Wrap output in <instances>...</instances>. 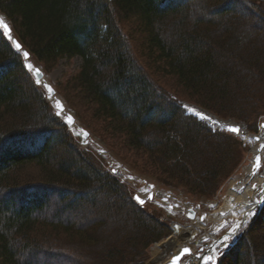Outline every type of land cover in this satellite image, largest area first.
<instances>
[{"label":"trees","instance_id":"obj_1","mask_svg":"<svg viewBox=\"0 0 264 264\" xmlns=\"http://www.w3.org/2000/svg\"><path fill=\"white\" fill-rule=\"evenodd\" d=\"M0 13L44 70L80 57L56 90L135 173L210 197L240 163L239 139L182 101L264 114V0H0ZM159 217L79 146L0 27V264H93L95 245L103 264H136L170 231ZM216 264H264V204Z\"/></svg>","mask_w":264,"mask_h":264},{"label":"rangeland","instance_id":"obj_2","mask_svg":"<svg viewBox=\"0 0 264 264\" xmlns=\"http://www.w3.org/2000/svg\"><path fill=\"white\" fill-rule=\"evenodd\" d=\"M0 16H2L3 19L7 21L3 14L0 13ZM27 63H30L33 66H38L43 71L46 81L53 86L60 100L63 102L65 109L67 111H70L71 114L73 115L76 122V125L73 126H70L69 124L65 123L63 115H60L58 117L63 119L64 123L67 125L70 133L72 134L76 142L79 144V146L85 149L89 153L91 159L101 169L107 171L111 170L114 174H116L122 182H125L129 186V189L131 190V194L133 197L135 195H138L145 201V203L141 206L147 207L148 211L150 212L157 213V215L160 216L159 219L162 222H165L169 226L170 231H167V233L162 238H160L155 243L151 244L144 252L145 258L143 260L137 261L136 264H163L166 260L169 259L172 251L168 253H164V256L162 258H158V256L154 254L153 249L156 245L165 241L171 235H175L173 231V224L175 223L184 226L186 240L188 241V243L194 244L196 241L199 242L195 245V248L193 250V252H197V253L199 252L198 250L200 247H202V249H205L207 248V244L212 243L214 239L220 238L224 234L228 233L229 226L233 225L234 223L233 220H228L227 223H224L223 224L225 226L224 228H221V226L213 227L208 220V215L213 213L222 204L223 197L227 191L231 179H233L234 177H241L245 175L244 168L251 163V159L253 156V154L251 153V144L249 141H245L241 136H236L239 139V143H240L239 147H237L238 151H241L240 163L233 171V173L220 184V186L218 187L217 191L213 194V196L199 197L198 195L189 193L184 187L181 186L173 187L166 185L165 183H162L154 176V174H150L148 172H145V174L142 175L139 173L138 174L135 173V171H133L134 169L132 165L129 164L130 162L128 159L126 160L129 163L125 159H123L122 156L115 149H110L109 147H107L106 144L96 136L97 134L92 132V130L86 126L84 121L76 116L74 111L66 103L64 97L56 90V86H58L60 83L65 82L73 74L77 72L81 64L80 57L78 56H74L72 58L63 57L59 59L49 71L44 70L41 64L37 62V60L32 56H30L28 60H24V66ZM30 73L33 76L32 72ZM40 85H42L43 87L42 83ZM45 95H46V100L50 103L52 107V110L54 111V113H56L57 109L54 106V101L48 98L46 90H45ZM186 103L198 106L191 102L182 101V106L184 107V109H185L184 104ZM198 107L204 109L200 106ZM204 110L207 111L206 109ZM208 112L213 115H216L210 111ZM225 119H229L235 123H244L245 128L246 130H248L249 133L257 134L260 129L259 127L260 123L264 122V114L259 115L258 119L256 120L255 119L250 120L249 123L231 117ZM201 121L207 123L205 120H201ZM79 126L88 132L87 137L85 138L82 137V135L80 134L81 130H79ZM210 127L212 128V130H219L217 127L214 126H210ZM219 131H225V130H219ZM126 152H128L127 154L130 156L131 160L139 164L138 163L139 161L133 156V153L129 151ZM262 166H264V160L262 162L260 170H262ZM150 184L153 185V188H150ZM149 192L152 193V199H148ZM80 206L82 207L83 205ZM188 207H191L196 211V218L193 220L187 217ZM259 208L260 207L256 205L253 216L250 219H248L245 222V224L238 229L236 234L230 236L228 244L223 248V250L220 251L218 257L216 258V262L224 254V252L230 247V244H233L242 235L244 230L249 225L250 221H252L254 217L258 214ZM77 211L78 209L75 210V212L73 213L77 214L79 212ZM201 214L205 215L204 219L202 220H200L199 218ZM106 230H108L107 231L108 234L111 232V230L109 229ZM184 241L178 238V244L183 245ZM88 247L91 246L89 245ZM139 247L140 245L135 246L136 249L142 252V248ZM102 248L103 245H100V247L95 245L93 249L89 250L92 256L95 257L93 264H103L100 251H98ZM186 257H183L182 260L185 259ZM84 264L86 263L84 262ZM104 264H109V263L106 262Z\"/></svg>","mask_w":264,"mask_h":264},{"label":"bare ground","instance_id":"obj_3","mask_svg":"<svg viewBox=\"0 0 264 264\" xmlns=\"http://www.w3.org/2000/svg\"><path fill=\"white\" fill-rule=\"evenodd\" d=\"M184 106L187 111L188 108L194 109V111L192 112L188 111L194 115L195 112L198 111L209 117V119L205 121L211 126H219L218 120L211 113L192 104L186 103L184 104ZM242 137L245 141L250 142L251 153L255 154L258 152L259 143H262L264 145V127L260 129L258 141H251L249 136H247L246 134H243ZM259 153L260 156L263 157V162L264 148H262ZM244 170V176L234 177L233 179H231L227 191L223 197L222 204L213 213L208 215V220L213 227L221 226L224 223H227L228 220H233V225L236 223H241L242 225L243 221L245 224V222L253 216L255 206L259 204L264 198V191H262V189H264V166H262V170L259 169L255 172L251 171L250 165L246 166ZM237 231L233 233L229 229L227 234L232 236L236 234ZM178 238L179 237L176 235H171L168 239L154 247V254L158 256V258H162L164 256V253L173 251V249H175L177 246H181L182 244H178ZM186 244L189 245L190 243H188L187 241ZM227 244L228 241L226 242V245ZM211 247H216L218 249V251L216 252L217 258L220 251L223 250L225 246H221L219 244V240L214 239L212 243L208 244V252Z\"/></svg>","mask_w":264,"mask_h":264},{"label":"water","instance_id":"obj_4","mask_svg":"<svg viewBox=\"0 0 264 264\" xmlns=\"http://www.w3.org/2000/svg\"><path fill=\"white\" fill-rule=\"evenodd\" d=\"M0 20H2L5 24H7L8 25V27H9V29H10V35H11V37H12V39L13 40H15L16 42H18L17 40H16V38H14L13 36H12V31H11V27H10V25L7 23V21H5L4 19H3V17L2 16H0ZM2 27V26H1ZM2 30H3V28H2ZM7 38V37H6ZM8 39V38H7ZM19 43V42H18ZM20 44V43H19ZM21 45V44H20ZM15 48V47H14ZM26 50L24 49V48H22V45H21V50H20V52L23 54V52H25ZM27 52V51H26ZM24 58V57H23ZM29 58H30V54H29ZM28 58V59H29ZM27 59V60H28ZM25 60V59H24ZM27 64H29V63H27ZM33 68L34 69H39L40 70V74L38 75V76H35V75H33L34 76V78H35V80H40L41 81V83L44 85V84H47L49 87H51L52 88V93L51 94H49L48 93V91H47V89H45L46 90V92H47V96H48V98H49V96L51 95V97H52V99L51 100H53V101H55V100H59L60 101V103H61V105H62V107H63V112L61 113V115H63L64 116V121H65V123H67V117H71L72 118V123L71 124H69L70 126H73V125H76V122H75V119H74V117H73V115L71 114V112L70 111H67L66 109H65V106H64V104H63V102L60 100V98H59V96L57 95V93H56V91H55V89L53 88V86L50 84V83H48L47 81H46V78L44 77V74H43V71L38 67V66H33ZM33 74V73H32ZM183 107V106H182ZM198 107V106H197ZM184 108V107H183ZM204 110V109H203ZM208 112V111H207ZM186 114H191V115H194V114H192V113H190V112H188V111H186ZM213 115V114H212ZM194 116H196V115H194ZM217 120H218V122H219V126L217 127L219 130H225V131H228L227 129H228V127L229 126H238L239 127V132L238 133H231V134H233V135H235V136H241L242 137V135L243 134H246L247 136H249V138H250V140L251 141H258V135H259V132H260V129L262 128V127H260V125H262V124H264V122H261L260 123V125H259V127H260V129H259V131H258V133L257 134H251V133H249L248 132V130H246V128H245V124L244 123H235V122H233V121H231V120H229V119H222V118H220V117H217L216 115H213ZM197 117V116H196ZM198 118V117H197ZM199 119V118H198ZM68 124V123H67ZM209 126H211L209 123H207ZM79 130H81V132H80V134L82 135V137H87L88 136V132L86 131V130H84L82 127H80L79 126ZM229 132V131H228ZM230 133V132H229ZM86 134V135H85ZM261 145H263L262 143H259V145H258V152L257 153H255V154H253V156H252V159H251V163L249 164L250 165V169H251V171L252 172H255V171H257L258 169L256 168V167H254V164H255V159H256V157L257 156H260V153H259V151H261ZM261 157V156H260ZM262 159H263V157H261V162H262ZM150 188H153V185L152 184H150ZM136 196H138V195H135L134 197H136ZM149 196H151L152 197V193L151 192H149V194H148V197ZM264 204V198L261 200V202L259 203V204H257L258 205V207H260V206H262ZM187 210H188V212H187V217L189 218V219H195L196 218V211L193 209V208H191V207H188L187 208ZM200 217H203V219H204V217H205V215L204 214H201L200 216H199V218ZM242 225H244V221H243V223H242ZM173 231H174V233H175V235L176 236H178L181 240H185L184 241V244L183 245H181V246H177L173 251H172V253H171V255H170V257H169V259L168 260H166L163 264H170V261H171V258H172V255H174V254H176V252H177V249H183L184 247H189L190 249H192V250H194V248H195V245L197 244V243H199L198 241H196L194 244L193 243H190L189 245H187L186 244V234H185V231H184V226L183 225H179V224H173ZM221 238V237H220ZM218 240H219V238H217ZM231 245V244H230ZM200 249H202V247H200L199 248V252H200ZM198 252V253H199ZM205 253H208V246H207V248H205V249H203V252L202 253H200V255H203V254H205ZM179 264H196V260L195 259H193L192 258V256L191 255H189V256H187L185 259H183V260H181V262H179ZM201 264H202V261H201Z\"/></svg>","mask_w":264,"mask_h":264},{"label":"snow or ice","instance_id":"obj_5","mask_svg":"<svg viewBox=\"0 0 264 264\" xmlns=\"http://www.w3.org/2000/svg\"><path fill=\"white\" fill-rule=\"evenodd\" d=\"M0 26H2V28H3V36H5L9 40H11L12 45H14L16 51L20 52L21 45L18 42H16L15 40L12 39V37L10 35V29H9L8 25L5 24L2 20H0ZM23 57H24L25 60H27L29 58V53L26 52V51L23 52ZM25 67L30 72H32L33 75H35V76H38L40 74V70L39 69H34L33 65L30 64V63L26 64ZM35 83H36V85H40L41 81L37 79L35 81ZM43 87L45 89H47L49 94L52 93V91H53L52 88L49 87L47 84H44ZM49 99H52L51 95L49 96ZM54 106L57 109L55 114L57 116H60L61 113L63 112V107H62L60 101L59 100H55L54 101ZM188 111L192 112V111H194V109L188 108ZM195 115L200 117V119H203V120L209 119V117H207L206 115H204V114H202L201 112H198V111L195 112ZM66 119H67V123L68 124H71L73 122L72 118L70 116L67 117ZM213 122H215V121H213ZM260 127H264V124L260 125ZM227 130L230 133H238L239 132V127L238 126H229ZM261 148H264V145H261ZM254 167H256L257 169L261 168V157L260 156L256 157ZM262 191H264V189H262ZM133 199H135L136 202L138 204H140V205H143L145 203V201L139 196L133 197ZM148 199H152V197L149 196ZM200 219H203V217H200ZM241 226H242L241 223H236L234 225L229 226V229H230L231 232L234 233ZM224 227H225L224 225H221V228H224ZM229 239H230V235L229 234H224L221 238H219V244L221 246H226V242L229 241ZM217 251H218V249L216 247H211L209 249L208 253L200 255V253L203 252V249H200V252L197 253V252H193V250L190 249L189 247H184L183 249H177L176 254L172 255L170 264H179V262H181L183 257L189 256V255H191L192 258L196 260V264H201V261H202V264H216V252Z\"/></svg>","mask_w":264,"mask_h":264}]
</instances>
